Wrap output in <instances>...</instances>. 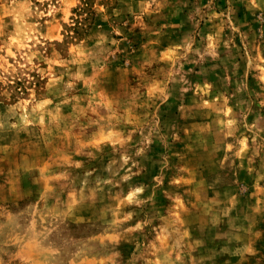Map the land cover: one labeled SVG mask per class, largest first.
<instances>
[{"label":"rangeland","instance_id":"374dc122","mask_svg":"<svg viewBox=\"0 0 264 264\" xmlns=\"http://www.w3.org/2000/svg\"><path fill=\"white\" fill-rule=\"evenodd\" d=\"M0 264H264V0H0Z\"/></svg>","mask_w":264,"mask_h":264},{"label":"trees","instance_id":"16d2710c","mask_svg":"<svg viewBox=\"0 0 264 264\" xmlns=\"http://www.w3.org/2000/svg\"><path fill=\"white\" fill-rule=\"evenodd\" d=\"M78 26H79V22L76 21L75 24H74V26H73L74 34H75V32L77 33Z\"/></svg>","mask_w":264,"mask_h":264}]
</instances>
